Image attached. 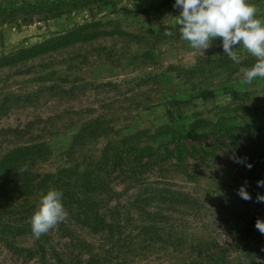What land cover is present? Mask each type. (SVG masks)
<instances>
[{"label": "rangeland", "instance_id": "374dc122", "mask_svg": "<svg viewBox=\"0 0 264 264\" xmlns=\"http://www.w3.org/2000/svg\"><path fill=\"white\" fill-rule=\"evenodd\" d=\"M249 2L264 19V0ZM69 3L0 18V264H264V241L240 236L261 192L229 151L181 160L138 152L173 130L264 125V78L247 83L240 72L255 57L239 47L234 63L219 38L192 49L174 0ZM141 185L153 195L140 203ZM77 188L112 227L93 231L74 216ZM50 189L66 194L68 215L40 241L30 221Z\"/></svg>", "mask_w": 264, "mask_h": 264}, {"label": "clouds", "instance_id": "9594fccd", "mask_svg": "<svg viewBox=\"0 0 264 264\" xmlns=\"http://www.w3.org/2000/svg\"><path fill=\"white\" fill-rule=\"evenodd\" d=\"M173 7L179 9V14L173 17L180 38L192 49L203 52L219 38L225 55L240 64L234 49L242 47L255 57L251 67L240 68L245 82L264 78V19L257 17V9L249 0H174ZM233 159L235 163L249 169L253 166L243 158ZM257 186L264 188V179L258 180ZM237 194L243 200L252 199L246 185H241ZM62 197L63 193L57 189H50L41 196L30 221L32 234L36 238L48 233L67 218ZM256 202L264 203V193L257 194ZM255 228L264 234V219L257 218Z\"/></svg>", "mask_w": 264, "mask_h": 264}, {"label": "trees", "instance_id": "16d2710c", "mask_svg": "<svg viewBox=\"0 0 264 264\" xmlns=\"http://www.w3.org/2000/svg\"><path fill=\"white\" fill-rule=\"evenodd\" d=\"M93 1L95 0H72V3L69 4H71L72 6H76L78 4H89ZM63 2H65V0H52L43 2L42 5L44 6L42 7H37V3L15 7L13 3H10L9 0H3L4 5H2L0 2V18L12 17L17 12L22 13L23 15H32L36 12L42 11L48 12L58 8V5ZM173 132L175 134L170 136V140L166 141L165 143L159 144L155 148L143 146L138 148V152L141 155L147 153V157H152L155 155L157 157L160 154V149H162L163 153L167 155L168 158L174 157L178 160H181L188 155L194 154H201L203 157H207L210 153V150L212 151L219 146H223L227 151H229L232 157L243 158L246 162L253 165L251 169H249L243 164L234 162V164L240 167L243 171L246 183L257 191L264 193V188H259L257 186V181L264 179V125H218L217 127L210 129L204 133H196L193 130H189L185 133H181L180 131L175 130H173ZM196 141H198L199 143H196ZM170 145L172 146L170 147ZM115 170H118L119 174L125 175V177L129 178L130 180L135 179L133 170ZM95 178L101 180L100 172L97 173V176ZM90 180L91 179L87 178L81 185H78V183L76 185L78 187L80 186L81 188H87L91 183ZM138 180H142L141 184L146 183L142 178H139ZM144 187L145 186L141 185L139 191L134 196L135 199L140 201V203L148 201V199L151 197V191ZM81 188H77V190L73 191V193L70 192V197L75 198L74 202L69 201L70 206L74 208V216L78 215L82 222L85 225L89 226L93 231L108 230V228L112 227L113 223L108 221L105 216L101 215L96 205H92L91 208H88V206L84 205V202L80 200L81 195L84 194V192L81 191ZM172 194L174 193L171 192V195ZM65 195H63V197ZM257 218L264 219V203L260 206V210L251 217L248 226L244 228L245 232L243 233H245V236L243 233H240L241 238H248V246L256 245L257 243L264 241V234H261L259 230L255 228V222ZM62 228V222L58 223V229L60 230ZM49 238V234L46 233L41 235L40 241H43L42 239ZM248 246H245V248ZM38 247L45 251V246L43 244L40 243ZM91 264H95V262H91Z\"/></svg>", "mask_w": 264, "mask_h": 264}]
</instances>
